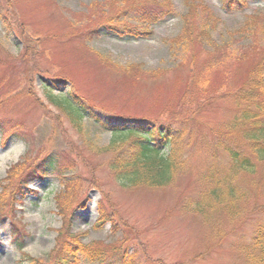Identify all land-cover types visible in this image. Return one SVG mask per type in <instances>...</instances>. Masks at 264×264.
Instances as JSON below:
<instances>
[{
	"label": "rangeland",
	"instance_id": "obj_1",
	"mask_svg": "<svg viewBox=\"0 0 264 264\" xmlns=\"http://www.w3.org/2000/svg\"><path fill=\"white\" fill-rule=\"evenodd\" d=\"M135 1L164 11L140 37L111 22L118 16L137 23L131 0H0V192L6 189L0 264H35L32 257L50 263L47 255L63 224L55 198L62 186L53 175L29 172L32 164L58 155L73 161L67 181L79 177L83 184L66 217L83 232L82 243L107 246L105 264H116L123 252L143 264H250L246 254L264 213L232 223L220 210L205 223L184 208L206 185L191 173L162 189H123L108 169L109 154L100 150L110 141L108 129L87 123L86 135H79L46 96V86L73 93L112 119L176 128L187 121L186 133L197 130L198 142L232 118V101L219 96L242 87L256 67L255 75H264V1L248 0L233 10L223 0H193L217 19L210 42L193 33L189 46L181 36L189 0ZM206 96L209 102L197 110ZM217 154L224 165L226 156ZM17 162L23 171L9 181ZM203 162L193 156L196 169L206 170ZM243 183L252 207L257 190ZM258 202L263 205L264 197ZM100 210L112 220L94 228ZM118 245L120 252L113 249ZM78 264L95 263L81 255Z\"/></svg>",
	"mask_w": 264,
	"mask_h": 264
},
{
	"label": "trees",
	"instance_id": "obj_2",
	"mask_svg": "<svg viewBox=\"0 0 264 264\" xmlns=\"http://www.w3.org/2000/svg\"><path fill=\"white\" fill-rule=\"evenodd\" d=\"M151 1L153 4L157 0ZM222 2L225 8L236 10L245 7L248 0ZM188 7L183 17L184 25L181 31L182 39L187 41L185 44L189 46L193 33H197L199 42L203 44L210 42V37L216 29L217 18L214 13L200 1L189 0ZM131 12L134 14L136 24L129 18L118 16L111 19V22L115 21L121 25L124 34L135 37L148 34L150 32L148 28L164 13L158 8H144L135 0H131ZM121 16L127 17V14ZM116 24L110 25V28L114 29ZM257 68L251 72V76L242 87L219 96L229 98L235 111L232 118L220 128H209L207 134L202 135L201 142L197 141V130L186 133L187 121L182 122L180 128H176L173 123L156 126L154 123L141 120L112 119L96 113L92 106L73 93H56L49 86L45 87V93L49 102L56 108L57 117L65 119L79 135H86L87 123L98 124L108 129L111 134L110 141L100 150L109 154L108 169L123 189L139 187L162 189L175 185L180 177L191 173L198 180L201 178L206 185L200 192V199L188 202L184 206L185 211L197 213L204 218V222L210 223L213 221L212 215L223 210L233 223L245 220L251 212L264 213V204L258 202L260 196L264 197V75L257 77L255 75ZM260 69L264 72V64ZM205 81L203 78L200 91L205 88ZM209 98L210 96H206L200 101L197 110L207 104ZM93 146L90 144L91 150ZM217 151L226 156L227 162L224 165L220 163ZM193 156L195 158L203 156L205 166L203 168L206 170L202 167L196 169L192 165ZM19 163L8 171L9 181L11 178H17L23 171L24 166ZM67 166L72 168L73 161L68 160L67 163L65 157L60 155L55 159L53 156L43 159L42 166L34 168L35 164L31 165L29 174L37 172V177L41 174L53 175L59 180L62 188L56 193L55 198L63 215V224L57 230L56 246L47 255L50 263L38 257H32L31 260L35 264H78L82 255L95 264H105L108 259L107 246L82 243L83 232L74 231L66 217V213L72 210L75 199L83 189L79 177L67 181L65 176ZM20 180L24 181L23 186L27 182L23 177ZM243 182L257 190L256 201L252 207L248 205L249 189ZM5 201L4 187L0 192V213L5 209ZM86 201L78 202L79 208H85ZM109 220L112 219L104 210H100V218L94 228H99L103 222ZM117 227L118 225H113V230ZM113 249L120 252L122 245ZM118 256L117 261H114L116 264H143L134 255H127V252ZM246 256L250 264H264L263 227H257L251 251L248 250Z\"/></svg>",
	"mask_w": 264,
	"mask_h": 264
}]
</instances>
